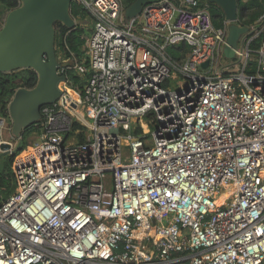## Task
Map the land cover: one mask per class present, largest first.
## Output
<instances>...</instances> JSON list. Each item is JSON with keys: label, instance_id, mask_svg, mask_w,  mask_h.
<instances>
[{"label": "built area", "instance_id": "obj_1", "mask_svg": "<svg viewBox=\"0 0 264 264\" xmlns=\"http://www.w3.org/2000/svg\"><path fill=\"white\" fill-rule=\"evenodd\" d=\"M79 1L93 31L14 162L0 264H264V16L223 65L229 24L206 0L128 20L121 0Z\"/></svg>", "mask_w": 264, "mask_h": 264}, {"label": "water", "instance_id": "obj_2", "mask_svg": "<svg viewBox=\"0 0 264 264\" xmlns=\"http://www.w3.org/2000/svg\"><path fill=\"white\" fill-rule=\"evenodd\" d=\"M20 6L9 12L4 26L0 29V72L31 69L38 75L33 89L20 88L9 105L12 132L18 139L24 130L40 121L42 109L53 105L62 97L67 77L60 75L61 63L55 49V24L62 23L74 28L71 14L72 3L76 0H20ZM161 0H137L126 10V18L140 15L147 4ZM216 5L229 24L228 41L224 49L227 59L235 57L240 38L250 28L238 24L239 0H206ZM209 63L203 65L207 67ZM23 130L15 134L16 127ZM0 157L13 156L20 151V145L12 149L7 142L0 143Z\"/></svg>", "mask_w": 264, "mask_h": 264}, {"label": "trees", "instance_id": "obj_3", "mask_svg": "<svg viewBox=\"0 0 264 264\" xmlns=\"http://www.w3.org/2000/svg\"><path fill=\"white\" fill-rule=\"evenodd\" d=\"M123 7L124 4L130 7L137 0H121ZM0 6L6 11L10 12L20 6V0H0ZM210 11L213 17L214 25L216 27H224L225 16L224 13L214 4H210ZM264 11V0H239V11H238V24L242 26H252L259 18L262 16ZM71 14L73 18L83 19L90 15L89 11L77 1L72 3ZM55 24L56 37H55V47L58 50H62L65 54V59L70 58L71 54H74L79 59L83 57V46L85 44V39L82 37L84 30L72 29L64 26L62 23ZM93 31V30H92ZM91 32L87 34L90 35ZM87 35V36H88ZM253 36V35H251ZM261 43V36L257 37L252 42V48L254 50L258 49ZM56 49V53H57ZM170 55L175 59L179 60L181 56L189 52V47L186 44H181L178 47H172L169 50ZM253 71V70H251ZM69 85L79 87L80 90L84 88L86 83V77L79 75L74 70L68 71ZM38 82V75L34 70L23 69L18 71H13L9 73L0 72V117H9V105L12 101L16 91L20 88L33 89L36 87ZM77 97L74 94V98ZM83 128L80 123H76L75 129ZM35 126H31L24 131L23 139L35 131ZM79 142L84 141L83 135L79 136ZM25 142H21L20 151L13 156H8L6 160V169L0 174V204L9 195L15 192L16 183L15 176L13 173V165L19 154L25 150ZM1 155V154H0ZM2 194V195H1Z\"/></svg>", "mask_w": 264, "mask_h": 264}, {"label": "rangeland", "instance_id": "obj_4", "mask_svg": "<svg viewBox=\"0 0 264 264\" xmlns=\"http://www.w3.org/2000/svg\"><path fill=\"white\" fill-rule=\"evenodd\" d=\"M78 3H80L79 0H76ZM244 1H249V0H244ZM21 3V1H20ZM128 9L127 5L124 4V7H123V13H124V16H126V10ZM9 12H6L1 6H0V29L4 26L5 22H6V19H7V16H8ZM264 16V11H263V14L262 16L259 18V20L255 23L258 24L260 23L261 19L263 18ZM128 20V19H127ZM74 21H75V26L74 28L72 29H80V27L84 30V33H82V37L83 39H85L87 37V33L88 32H91L93 30V26H94V20H93V17L92 15L90 14L89 16H87L86 18H83V19H75L74 18ZM58 23L60 22H57V25H59ZM255 25H252V26H249V28H251L250 30V35H257V30L255 28H253ZM55 33H56V30H55ZM55 49H57L55 47ZM57 58L59 59L60 62L66 60L65 59V54L63 53L62 50H58L57 49ZM220 61L223 65H226L229 61L228 59L223 55L220 57ZM235 65L233 66V70L234 71H238L239 69L242 68V63H240V58L237 57L234 61ZM69 87V90H70V94L74 97V94H78L80 93V89L79 87L77 88L76 86H71L70 88V85L68 86ZM85 117H86V114H84ZM6 123V126L4 128V125L2 127V130L0 131V138L3 139L4 142H7V143H10L12 144V149H15L18 145L21 144V142H25L26 146H25V150L26 151H29L31 148H34L35 145L39 142V138L36 136H34V134H30L28 135L26 138L23 139V135L24 133L22 134V137L21 138H17L14 136L13 132H12V121H11V118H10V115L8 118H1L0 117V123ZM76 122V121H75ZM22 128L18 125L16 127V132L15 134H21L22 133ZM25 131V130H24ZM33 135V136H32ZM75 136V135H74ZM28 139V140H27ZM32 141V142H31ZM34 144L32 145L31 143ZM79 142V141H78ZM1 150H0V154H1ZM9 157L8 156H5V157H0V174L1 172H4L5 169H6V160L8 159ZM2 195V194H1Z\"/></svg>", "mask_w": 264, "mask_h": 264}, {"label": "crops", "instance_id": "obj_5", "mask_svg": "<svg viewBox=\"0 0 264 264\" xmlns=\"http://www.w3.org/2000/svg\"><path fill=\"white\" fill-rule=\"evenodd\" d=\"M3 125H4V128H5L6 123H4V122L0 123V131L2 130ZM1 141H3L2 138H0V142H1Z\"/></svg>", "mask_w": 264, "mask_h": 264}, {"label": "bare ground", "instance_id": "obj_6", "mask_svg": "<svg viewBox=\"0 0 264 264\" xmlns=\"http://www.w3.org/2000/svg\"><path fill=\"white\" fill-rule=\"evenodd\" d=\"M72 97H73V96H72ZM32 136H33V135H32ZM27 140H28V139H27ZM3 142H4V141H1L0 143H3ZM31 142H32V141H31ZM31 142H30V143H31ZM38 143H39V142H38ZM31 144H32V143H31ZM33 144H34V142H33ZM33 144H32V145H33ZM12 148H13V147H12Z\"/></svg>", "mask_w": 264, "mask_h": 264}]
</instances>
